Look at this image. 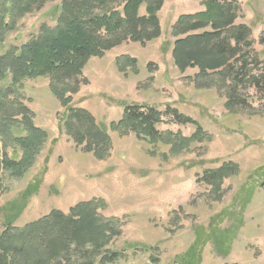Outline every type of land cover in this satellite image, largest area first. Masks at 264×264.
Masks as SVG:
<instances>
[{
	"label": "rangeland",
	"instance_id": "obj_1",
	"mask_svg": "<svg viewBox=\"0 0 264 264\" xmlns=\"http://www.w3.org/2000/svg\"><path fill=\"white\" fill-rule=\"evenodd\" d=\"M204 1L164 0L158 12L159 37L143 43L127 40L85 65V82L72 103L86 108L110 134L104 159L60 130L65 108L50 90L49 77L24 80L21 101L49 138L24 176L5 179L0 231L9 219L23 226L53 209L68 212L80 201L102 198L100 214L118 218L123 230L108 246L122 253L121 258L109 264H264V87L256 83L264 75V0H228L238 16L236 23L252 29L253 44L242 49L249 52L243 71L248 75L237 81L213 72L196 77L198 68L182 71L174 60L172 22L178 10L198 12ZM60 3L49 0L20 20L7 14L6 20L13 18L17 26L0 53L36 36L41 25L54 26ZM10 8L9 0H0V19ZM139 12L146 13L145 4ZM126 56L134 62L128 63ZM126 104L160 111L177 108L198 121L209 137L185 143L173 154L170 149L178 141L173 135L189 137L194 125L162 122L159 130L170 131L172 137L156 144L135 132L122 134L111 124L122 117ZM14 149L7 146L6 152L22 155V149ZM227 161L239 170L225 178L217 199L202 175ZM217 237L227 241L220 246Z\"/></svg>",
	"mask_w": 264,
	"mask_h": 264
},
{
	"label": "trees",
	"instance_id": "obj_2",
	"mask_svg": "<svg viewBox=\"0 0 264 264\" xmlns=\"http://www.w3.org/2000/svg\"><path fill=\"white\" fill-rule=\"evenodd\" d=\"M9 1L11 10L0 19V46L9 31L17 26L13 18L6 20L7 14L20 20L34 9H42L49 0ZM163 3L164 0H61L54 26L43 24L36 36L0 53V137L3 141L0 145V194L5 191L7 177L20 178L31 169L49 138L48 132L35 124L34 112L21 101V88L26 79L49 77L50 90L65 108L60 130H65L83 150L99 159L107 157L110 134L96 124L86 108L74 106L72 96L80 91L81 81L85 82L81 77L91 57L102 56L127 40L143 43L161 35L158 12ZM143 4L146 5L144 15L139 12ZM203 4L204 10L183 14L173 25L176 64L182 71L198 68L196 77L209 75L208 72L231 75L235 81L246 77L248 73L243 71L247 68L249 52L242 49H250L253 44L251 27L236 23L238 16L228 0H205ZM129 62L134 61L129 59ZM256 83L264 87V75L256 78ZM165 121L196 127L189 137L173 135L178 140L170 149L173 154H178L185 143L190 145L209 137L198 121L170 106L160 111L153 106L126 104L122 117L111 126L122 134L135 132L139 138L156 144L161 138L172 137L170 131L162 132L158 128ZM10 145L15 147L14 151L22 149V155H9L6 147ZM238 170L236 163L223 162L219 167L204 170L202 180L210 187V194L219 199L225 178ZM35 189L36 186L27 188L25 194ZM103 206L102 198H93L76 203L68 212L53 209L23 226H15L9 219L0 231V264H109L118 261L122 253L108 246L123 230L118 218L100 214ZM217 239L220 246L227 241Z\"/></svg>",
	"mask_w": 264,
	"mask_h": 264
},
{
	"label": "crops",
	"instance_id": "obj_3",
	"mask_svg": "<svg viewBox=\"0 0 264 264\" xmlns=\"http://www.w3.org/2000/svg\"><path fill=\"white\" fill-rule=\"evenodd\" d=\"M165 4H166V2H165ZM200 10L202 11V10H204V8H203V9H200ZM200 10L198 9L197 11H200ZM171 11H172V10H171ZM178 12H179V13H178L179 15H178V16L176 15L177 17L175 18V20H174L172 23H175L176 20H177V18H179L181 15H183V14H191V13H192V12H182V11H179V10H178ZM180 12H181V13H180Z\"/></svg>",
	"mask_w": 264,
	"mask_h": 264
},
{
	"label": "bare ground",
	"instance_id": "obj_4",
	"mask_svg": "<svg viewBox=\"0 0 264 264\" xmlns=\"http://www.w3.org/2000/svg\"><path fill=\"white\" fill-rule=\"evenodd\" d=\"M1 107V106H0ZM6 110V109H5ZM9 111V110H8ZM4 112V111H3ZM5 113V112H4ZM19 114V113H18ZM10 115V114H9ZM4 118V117H3ZM6 120V119H5ZM3 137V136H2Z\"/></svg>",
	"mask_w": 264,
	"mask_h": 264
}]
</instances>
